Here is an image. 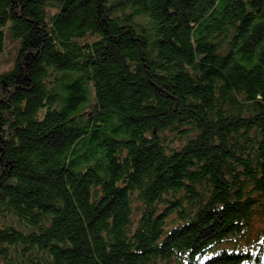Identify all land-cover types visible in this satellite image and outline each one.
Instances as JSON below:
<instances>
[{"label":"trees","instance_id":"1","mask_svg":"<svg viewBox=\"0 0 264 264\" xmlns=\"http://www.w3.org/2000/svg\"><path fill=\"white\" fill-rule=\"evenodd\" d=\"M0 264H264V0H0Z\"/></svg>","mask_w":264,"mask_h":264},{"label":"rangeland","instance_id":"2","mask_svg":"<svg viewBox=\"0 0 264 264\" xmlns=\"http://www.w3.org/2000/svg\"><path fill=\"white\" fill-rule=\"evenodd\" d=\"M13 56H14V50L10 54H8L7 56H5L1 59V61H0V72L10 68L11 63H12L11 59L13 58Z\"/></svg>","mask_w":264,"mask_h":264}]
</instances>
